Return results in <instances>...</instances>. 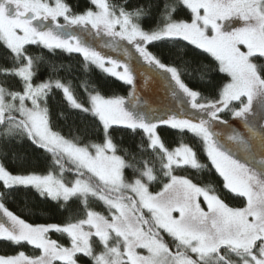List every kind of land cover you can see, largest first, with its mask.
Masks as SVG:
<instances>
[{"label": "snow or ice", "instance_id": "obj_1", "mask_svg": "<svg viewBox=\"0 0 264 264\" xmlns=\"http://www.w3.org/2000/svg\"><path fill=\"white\" fill-rule=\"evenodd\" d=\"M120 48L122 60L98 50ZM43 50L81 55L85 72L94 65L131 86L128 97L105 98L87 81L86 96L78 94L54 78L62 66ZM205 54L216 68L199 62ZM0 59V156L27 143L50 162L47 174L0 163V242L31 248L0 255V264H264V0H86L83 8L81 0H0ZM138 72L163 77L178 110H142ZM210 72L225 79L209 78L207 96L184 79L205 81ZM58 92L82 121L92 119L82 133L54 130L55 119H66L50 107ZM229 113L246 139L217 130ZM162 127L191 134L209 164L183 140L170 149ZM188 169L214 170L241 206L211 183L176 174ZM33 192L56 202L58 222L29 223L6 206Z\"/></svg>", "mask_w": 264, "mask_h": 264}, {"label": "trees", "instance_id": "obj_2", "mask_svg": "<svg viewBox=\"0 0 264 264\" xmlns=\"http://www.w3.org/2000/svg\"><path fill=\"white\" fill-rule=\"evenodd\" d=\"M85 5L86 0H81V8L85 7ZM178 18H185L184 11H180L178 13ZM147 26L151 25H146V27ZM169 47L170 46H165L161 48V51L165 54V56L169 55ZM31 50L34 54H39L42 51L41 49H37L34 46ZM43 51L50 62L57 66H62L59 68V71L55 74L54 78H60L64 82H71L78 94H84L86 96V93H84V88L81 87L82 83L85 81H87L90 86L95 87L106 98H110L114 95L126 97L131 91L130 86L125 85L116 78L103 73L94 65L90 67L89 71L85 72L83 67V57L79 54H72L70 56L68 53L60 52L59 50H57L55 54L48 53L46 50ZM188 58H191V54L189 57H186V59ZM199 62L208 65V67L211 69L216 68L215 62L210 56H207V54H205V56L199 57ZM0 66H7L2 59H0ZM189 71L191 72L192 69L190 68ZM50 75V68H41V79H48ZM193 75L195 74L193 73ZM209 78L211 79V84H215L223 82L225 79V74L210 72L208 73L205 81H200L198 76H196L195 79H191L187 75L184 77L185 81L190 87L202 92L205 96L209 95L211 91ZM37 82H40L39 79ZM61 100L62 93L58 92L55 99H53L50 103V107L54 113L58 114L59 112H64L66 117V119H55L54 130L61 131V133L66 137L69 136L70 131L75 132L76 129H80L82 133L85 126L91 124L92 119L89 117L82 121L79 116H76L72 110L66 107V104H61ZM222 118L228 122L233 120V117L230 113L223 115ZM233 131V133H239L242 138H247V134L243 133L240 127L233 129ZM160 135L170 149L178 147L182 140L188 143L190 146L195 147L199 153L201 163L206 165L209 164L206 154L199 147V142L195 140L191 134L181 136L175 130L162 127L160 130ZM91 139L96 140L97 138L95 136H91ZM116 139L117 141H120L121 136L119 133L116 134ZM97 142L99 141L97 140ZM237 148L241 149L242 145L237 143ZM13 154L15 155V159H13ZM0 163H4L5 166L13 173L20 171L22 165L27 167L30 171H36L38 174H47V172L50 170V162L44 159H37V154L32 152V149L27 143L13 145L8 150L7 158L0 156ZM130 174L131 173L129 170V175ZM176 174L191 176L194 180H196L198 183H201L202 185L211 183L218 191L223 194V198L226 203H228L230 206H241L239 200L234 199L231 193H228L227 190L223 189L222 178L215 174L214 170L211 174H209L207 171L197 173L194 169H188L186 171L178 170ZM152 188L153 190H157V186L155 184L152 186ZM6 206L9 208V210L25 219L26 222L33 224L58 222L60 219V209L56 205V202L51 200L46 201L40 198L34 192L29 195H24L21 193L15 197H9L6 201ZM96 210L106 213V210L102 204H97ZM52 238L57 239L61 243L65 244V246H68L66 237H61L58 234H52ZM18 250H24L29 254L31 253L30 247L25 249H15L3 242H0V255H14ZM80 264H86L85 258L81 257Z\"/></svg>", "mask_w": 264, "mask_h": 264}, {"label": "rangeland", "instance_id": "obj_3", "mask_svg": "<svg viewBox=\"0 0 264 264\" xmlns=\"http://www.w3.org/2000/svg\"><path fill=\"white\" fill-rule=\"evenodd\" d=\"M60 22L61 23L63 22L62 19ZM82 39H84L85 43H93L91 38H89L88 36H83ZM93 46L96 45L93 44ZM124 46L128 47L130 53H133L134 55V50L131 49V46L126 45V42ZM98 50L104 51L106 54L111 55L113 58L116 59L122 60L124 58V53L122 48L117 49L115 52H113L111 49H98ZM136 84H137V97H138L137 103L138 106L142 108V110H147V108L151 107L156 111L157 115L162 114L168 109H171L173 111L178 110L174 98H172L170 93L166 91L167 81H165L163 77H155L154 74L148 72H145V74L141 76L139 75L138 72L136 78ZM127 97L128 96H126L125 98ZM238 127L242 129L243 133L247 134L246 130L243 129L241 122L235 118H233L231 122H228L227 125L220 126L217 130L222 134H228V133H233L234 132L233 129H236Z\"/></svg>", "mask_w": 264, "mask_h": 264}]
</instances>
